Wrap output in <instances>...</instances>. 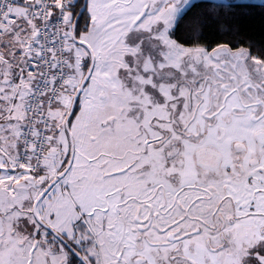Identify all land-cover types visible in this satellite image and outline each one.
<instances>
[{"label":"snow or ice","instance_id":"6c2138e0","mask_svg":"<svg viewBox=\"0 0 264 264\" xmlns=\"http://www.w3.org/2000/svg\"><path fill=\"white\" fill-rule=\"evenodd\" d=\"M0 264H264V0H0Z\"/></svg>","mask_w":264,"mask_h":264},{"label":"trees","instance_id":"16d2710c","mask_svg":"<svg viewBox=\"0 0 264 264\" xmlns=\"http://www.w3.org/2000/svg\"><path fill=\"white\" fill-rule=\"evenodd\" d=\"M258 22H259V18H257V20L254 22L255 24H258Z\"/></svg>","mask_w":264,"mask_h":264}]
</instances>
